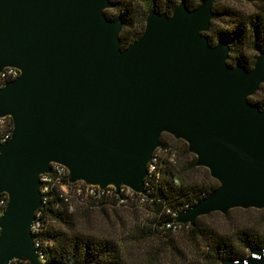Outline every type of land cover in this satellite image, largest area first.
<instances>
[{
    "label": "water",
    "instance_id": "1",
    "mask_svg": "<svg viewBox=\"0 0 264 264\" xmlns=\"http://www.w3.org/2000/svg\"><path fill=\"white\" fill-rule=\"evenodd\" d=\"M215 0L148 11L139 37L120 47L111 0H0V264H42L30 231L42 207L39 176L51 164L68 181L144 195L159 137L185 143L217 186L174 223L210 213L264 209V109L248 99L264 81V50L251 69L228 65L229 45L205 33ZM220 264H264V248Z\"/></svg>",
    "mask_w": 264,
    "mask_h": 264
},
{
    "label": "rangeland",
    "instance_id": "2",
    "mask_svg": "<svg viewBox=\"0 0 264 264\" xmlns=\"http://www.w3.org/2000/svg\"><path fill=\"white\" fill-rule=\"evenodd\" d=\"M112 1L116 3V8L106 10V14L112 19L118 18L121 10L126 7L131 11L137 7L136 0ZM261 2L262 0H215L212 5L213 18L207 31V34L213 36L211 44H214L217 36L227 37L234 27L242 26L246 32L242 40L235 42L234 52L231 54L240 62L246 61L249 69L259 51L249 35L250 21L259 16L264 25V8ZM142 27L143 22H139L130 12L129 20L121 27L120 32L122 36L129 37ZM249 98L264 102V81ZM161 140L173 149L174 161L170 163L180 170L179 176L184 183L217 185L208 176L206 169L189 168V162L194 163V157L187 153L184 142L174 140L169 135H162ZM174 183H179V177ZM70 211L77 231L113 239L124 264H205L207 243L220 240L222 244L237 247L238 236L245 232L252 233L251 231L258 236L259 241L264 242V209H233L224 215L214 212L199 217L200 233L193 236L188 231L169 233L168 236L158 232L155 215L143 206L129 208L73 202ZM242 251L246 257L248 248Z\"/></svg>",
    "mask_w": 264,
    "mask_h": 264
},
{
    "label": "trees",
    "instance_id": "3",
    "mask_svg": "<svg viewBox=\"0 0 264 264\" xmlns=\"http://www.w3.org/2000/svg\"><path fill=\"white\" fill-rule=\"evenodd\" d=\"M136 1L137 7L133 11L127 7L121 10L118 18L121 19L122 26L129 20L130 12L137 17L139 22H144V17L148 11L155 10L157 12L169 13L179 0ZM199 2L200 0H184L186 7L189 9L196 7ZM261 3L264 8V0ZM113 4V8H116V3L113 2ZM262 10L264 11V9ZM104 13L108 19H112L106 14V10ZM260 19L259 16H256L250 21L251 28L249 31L252 43L259 51L264 50V25ZM142 30L143 27L140 30H135L129 37L122 36L121 32H119L120 47L125 48L128 46L139 37ZM245 32L246 30L242 26H236L232 29L231 35L229 34L227 37L219 35L217 36V40L221 39L227 42L229 45V53L231 54L234 52L235 42L242 40ZM205 35L211 43L213 36L207 34V32ZM230 54H228V65L233 66L239 64L245 69H249L246 67V61L240 62ZM249 101L259 108L264 109V102L251 98H249ZM162 135L166 134L160 135L159 145L165 147L167 144L162 142ZM160 163V177L153 193L158 201L144 206L149 208L155 215V226L158 232H161L160 226L164 222L170 221V217L164 213L165 208L172 207L177 203H188L192 206L217 186L210 184L202 186L187 185L181 180L179 176L180 170L174 164L168 162L167 159H162ZM193 167L194 164L192 161L189 162V168L191 169ZM177 177H179V183L175 184L174 180ZM182 198L185 199L183 200ZM1 199H6L4 194H0ZM88 203L99 206L109 205L103 201H88ZM42 218L45 229L41 233V240L46 242L44 245L46 264H124L120 251L113 239L105 236L98 237L85 234L75 229L71 211L68 210V206L62 202L57 194L52 193L47 204L43 206ZM186 231L191 236L200 233L198 218L194 225L189 226ZM251 232H245L242 233V236H238L239 245L237 247L231 244H222L220 240H216L211 244L207 243L208 249L206 251L205 264H220L222 260L244 259L245 255L242 250L245 248H248V250L250 248H264V242L259 241L258 236L253 231ZM163 234L166 236L169 233L164 232Z\"/></svg>",
    "mask_w": 264,
    "mask_h": 264
},
{
    "label": "built area",
    "instance_id": "4",
    "mask_svg": "<svg viewBox=\"0 0 264 264\" xmlns=\"http://www.w3.org/2000/svg\"><path fill=\"white\" fill-rule=\"evenodd\" d=\"M19 75V71L13 67H5L0 70V88L8 81L15 79ZM12 124L9 117H0V145L7 141L10 137ZM167 159L169 162L174 161V151L171 146L159 145L153 152L150 162L147 165V174L143 179L144 195L136 193L131 189L120 186L117 193L114 188L106 187L99 189L96 186L86 185L81 181L69 182L68 172L66 168L59 164H51L49 173L39 176V192L41 195L42 207L34 213V220L31 224L30 231L33 235V246L36 255L42 264H46L44 256V245L46 242L41 240V233L45 229L42 218V208L47 204L52 193L57 196L68 206L70 211L73 202L103 201L107 204L137 207L145 206L158 199L155 197L154 189L160 177V161ZM6 199L0 200V213L3 210ZM191 206L188 203H177L172 207L164 209V213L170 217V221L164 222L160 228L161 232L176 233L178 231H186L188 224L174 223L173 219L177 213L184 211ZM13 264H27L21 261H12Z\"/></svg>",
    "mask_w": 264,
    "mask_h": 264
}]
</instances>
